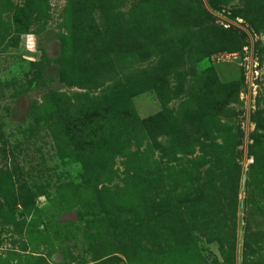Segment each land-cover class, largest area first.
<instances>
[{
  "label": "rangeland",
  "instance_id": "1",
  "mask_svg": "<svg viewBox=\"0 0 264 264\" xmlns=\"http://www.w3.org/2000/svg\"><path fill=\"white\" fill-rule=\"evenodd\" d=\"M0 264H264V0H0Z\"/></svg>",
  "mask_w": 264,
  "mask_h": 264
},
{
  "label": "water",
  "instance_id": "2",
  "mask_svg": "<svg viewBox=\"0 0 264 264\" xmlns=\"http://www.w3.org/2000/svg\"><path fill=\"white\" fill-rule=\"evenodd\" d=\"M64 218H65V219H75V218H77V214H76L75 212H73V213H69V214H66V215L64 216Z\"/></svg>",
  "mask_w": 264,
  "mask_h": 264
}]
</instances>
